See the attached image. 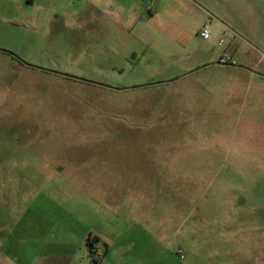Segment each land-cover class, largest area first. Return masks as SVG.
Here are the masks:
<instances>
[{
    "label": "rangeland",
    "instance_id": "obj_1",
    "mask_svg": "<svg viewBox=\"0 0 264 264\" xmlns=\"http://www.w3.org/2000/svg\"><path fill=\"white\" fill-rule=\"evenodd\" d=\"M23 1L0 13V264H264L263 34L148 1L157 47L131 56L103 0Z\"/></svg>",
    "mask_w": 264,
    "mask_h": 264
},
{
    "label": "crops",
    "instance_id": "obj_2",
    "mask_svg": "<svg viewBox=\"0 0 264 264\" xmlns=\"http://www.w3.org/2000/svg\"><path fill=\"white\" fill-rule=\"evenodd\" d=\"M148 1H152L153 6L156 5L157 9L160 8L157 0H103L101 8V15L103 17V39L109 51L116 52L120 49H126L129 55L137 56L138 53H143L142 55H144L146 53L144 51H150L152 48L157 47V44H155L156 42L153 40L152 33H146L144 29H138L136 27L138 19L142 20L143 18L141 8H143ZM215 1L216 0H209L207 4L202 5L203 9H201V14L204 15V18H214L218 25L222 26L231 23V20L248 21L255 26L258 33L263 34L262 41L264 40V9L257 0H242L230 7L218 5V8ZM0 4H2V6H0V13H5L6 19H22V17H19L20 13L19 16L16 15V8L20 10L24 8L23 4L25 5V3L23 0H5ZM155 16L151 15L146 24L151 25ZM130 25H132V27ZM258 25H261V27ZM168 27L169 26H166V29ZM111 28L117 29L121 33H115ZM260 41L261 40L257 38V42H253L258 45ZM249 44L251 43H248V45ZM239 46L240 44L237 43L234 49L235 52L239 49ZM190 49L191 46H189V50ZM209 50V48H205L203 51H198L202 60L205 59L206 56H209ZM131 65L137 66L138 64L133 62ZM203 67H205V64H198L195 67L187 66L181 71H196Z\"/></svg>",
    "mask_w": 264,
    "mask_h": 264
},
{
    "label": "built area",
    "instance_id": "obj_3",
    "mask_svg": "<svg viewBox=\"0 0 264 264\" xmlns=\"http://www.w3.org/2000/svg\"><path fill=\"white\" fill-rule=\"evenodd\" d=\"M200 37L207 40L211 37V28L209 24H204L202 30L200 31ZM219 44L223 46L224 40H220ZM217 64L223 67H235L237 61L235 60L234 53L230 52L227 48H225L220 56L218 57Z\"/></svg>",
    "mask_w": 264,
    "mask_h": 264
},
{
    "label": "trees",
    "instance_id": "obj_4",
    "mask_svg": "<svg viewBox=\"0 0 264 264\" xmlns=\"http://www.w3.org/2000/svg\"><path fill=\"white\" fill-rule=\"evenodd\" d=\"M96 240V238H92L91 236L88 238V244L90 247H93V242ZM96 249V248H95ZM94 249V250H95ZM93 250V253H95V251ZM95 255V254H94Z\"/></svg>",
    "mask_w": 264,
    "mask_h": 264
}]
</instances>
